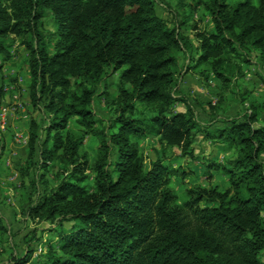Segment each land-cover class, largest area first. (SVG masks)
Masks as SVG:
<instances>
[{
  "label": "trees",
  "instance_id": "1",
  "mask_svg": "<svg viewBox=\"0 0 264 264\" xmlns=\"http://www.w3.org/2000/svg\"><path fill=\"white\" fill-rule=\"evenodd\" d=\"M197 4L211 28L193 42L183 21L168 26L153 0H0V52L8 59L6 40H20L30 102L47 117L45 126L29 122L27 159L37 154L42 174L55 180L28 209L53 238L41 242L32 231L11 264H27L40 243L39 264H264V104L244 90L233 116L202 124L182 84L198 69L240 90L252 53L264 59V0ZM116 73L115 94L105 85L98 93ZM98 94L112 112L104 122L92 109ZM206 105L211 115L219 109ZM198 133L233 154L209 164L228 186L193 184L178 195L171 178L184 170L173 152L194 159ZM148 135L160 152L146 162L135 138ZM87 136L98 141L93 158L82 150Z\"/></svg>",
  "mask_w": 264,
  "mask_h": 264
},
{
  "label": "rangeland",
  "instance_id": "2",
  "mask_svg": "<svg viewBox=\"0 0 264 264\" xmlns=\"http://www.w3.org/2000/svg\"><path fill=\"white\" fill-rule=\"evenodd\" d=\"M153 1L158 15L168 26H175L183 21L182 29L192 35L193 42H195L194 34L197 30L211 28L210 18L203 6L197 4L198 0H181V3L176 0ZM234 1L237 0H230L231 3ZM193 25L196 26L195 29ZM42 30L48 50L52 52L55 28L50 13H47L43 20ZM5 48L10 56L5 59V55L0 52V89L3 92L0 96V135L6 132L11 145L8 147L0 142V223L5 229V231L0 230V259L2 260L9 257L14 250L15 253H21L25 236L34 230L41 236V242L53 238L48 231L50 224L30 216L28 209L32 200L35 201L36 195L45 193L55 185L51 173L42 174L43 170L39 167L37 154L34 160L27 159L30 120L35 119L41 126L47 123L46 115L41 109L31 104L28 95L27 51L20 40L14 38L6 40ZM182 61L185 60L182 58ZM198 71V69L189 70L182 84L192 99L196 117L202 124L213 119L217 121L233 116L239 108L238 93L244 90L249 92L251 99L264 104V59H260L256 53L250 56L249 64L243 65L244 77L240 79L239 91L236 87L224 89L219 80L213 76L204 77ZM117 74L109 76L104 84H100L97 92L100 93L105 85L111 94H115ZM208 102L218 106L219 109L215 115L210 114L206 105ZM92 109L98 121L104 122L112 114L111 108L99 94L93 100ZM70 125L73 126V123ZM216 125H219V122ZM200 136L202 135L198 133L196 137L194 159L181 158L178 149L174 150L175 153L173 152L175 165L184 170L183 177L175 174L171 178V187L178 195H182L183 191L193 184L207 187L218 185L221 190L228 186L223 170L209 164L210 161L223 163L226 160L225 157L231 158L233 154L229 153L224 158L217 156L214 152L216 147ZM135 141L146 162L158 156L160 145L157 137L148 135L144 139L135 138ZM97 144L95 137L87 136L82 150L87 151L90 158H93ZM88 185H91V180L88 181ZM41 244H35V252L27 264H39V260L42 259L41 253L44 251ZM261 260L264 262V252L261 254Z\"/></svg>",
  "mask_w": 264,
  "mask_h": 264
},
{
  "label": "crops",
  "instance_id": "3",
  "mask_svg": "<svg viewBox=\"0 0 264 264\" xmlns=\"http://www.w3.org/2000/svg\"><path fill=\"white\" fill-rule=\"evenodd\" d=\"M189 73V72H188ZM200 135H202L201 133H200ZM7 134H6V132L5 133H3V135H0V142L1 143H3L4 145L6 144V145H8V147H10V145H11V141L9 142V139H7ZM197 137V136H196ZM200 138H203V135L202 136H200ZM144 139V138H143ZM204 139V138H203ZM204 140H206V139H204ZM209 142V141H208ZM5 145V146H6ZM175 150V149H174ZM215 150L216 151H214V152H216V154H217V156L219 155L220 157L222 156L223 158L225 157V156H227L228 154H226V153H223V152H221L218 148H215ZM174 153H175V151H174ZM226 158V160L227 159H229V158H227V157H225ZM226 160H224L223 161V163L224 164H226ZM208 161H210V160H208ZM214 162H216V163H219V161L217 162V161H214ZM210 163H211V161H210ZM203 185V184H202ZM204 186V185H203ZM205 187H207V186H205ZM225 189V188H224ZM16 249V248H15ZM16 251L14 250V253H15ZM0 264H11V261L9 260V257H6V259H0Z\"/></svg>",
  "mask_w": 264,
  "mask_h": 264
},
{
  "label": "built area",
  "instance_id": "4",
  "mask_svg": "<svg viewBox=\"0 0 264 264\" xmlns=\"http://www.w3.org/2000/svg\"><path fill=\"white\" fill-rule=\"evenodd\" d=\"M40 250V249H39Z\"/></svg>",
  "mask_w": 264,
  "mask_h": 264
}]
</instances>
